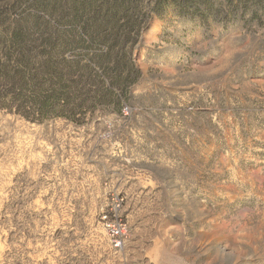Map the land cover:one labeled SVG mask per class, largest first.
<instances>
[{
    "label": "rangeland",
    "instance_id": "374dc122",
    "mask_svg": "<svg viewBox=\"0 0 264 264\" xmlns=\"http://www.w3.org/2000/svg\"><path fill=\"white\" fill-rule=\"evenodd\" d=\"M134 60L120 112H0V264H264V22L168 11Z\"/></svg>",
    "mask_w": 264,
    "mask_h": 264
},
{
    "label": "trees",
    "instance_id": "16d2710c",
    "mask_svg": "<svg viewBox=\"0 0 264 264\" xmlns=\"http://www.w3.org/2000/svg\"><path fill=\"white\" fill-rule=\"evenodd\" d=\"M168 11L208 27L264 22V0H0V112L75 125L120 112L142 32Z\"/></svg>",
    "mask_w": 264,
    "mask_h": 264
},
{
    "label": "built area",
    "instance_id": "2783aa9c",
    "mask_svg": "<svg viewBox=\"0 0 264 264\" xmlns=\"http://www.w3.org/2000/svg\"><path fill=\"white\" fill-rule=\"evenodd\" d=\"M121 235H122V232L118 228H117V230H113V236L117 237V239L120 238ZM119 245L120 244L117 242V246H119Z\"/></svg>",
    "mask_w": 264,
    "mask_h": 264
}]
</instances>
